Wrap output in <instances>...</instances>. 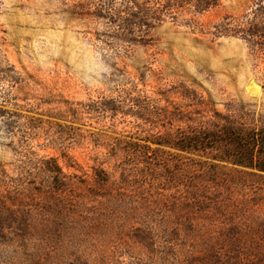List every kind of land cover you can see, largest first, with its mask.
I'll list each match as a JSON object with an SVG mask.
<instances>
[{
  "label": "rangeland",
  "instance_id": "374dc122",
  "mask_svg": "<svg viewBox=\"0 0 264 264\" xmlns=\"http://www.w3.org/2000/svg\"><path fill=\"white\" fill-rule=\"evenodd\" d=\"M0 0V264H264V172L173 145L264 127V0Z\"/></svg>",
  "mask_w": 264,
  "mask_h": 264
},
{
  "label": "trees",
  "instance_id": "16d2710c",
  "mask_svg": "<svg viewBox=\"0 0 264 264\" xmlns=\"http://www.w3.org/2000/svg\"><path fill=\"white\" fill-rule=\"evenodd\" d=\"M165 6L193 5L206 11L218 0H163ZM244 118L216 114L208 126H189L176 136L174 146L208 153L214 159L264 172V127L248 126Z\"/></svg>",
  "mask_w": 264,
  "mask_h": 264
}]
</instances>
